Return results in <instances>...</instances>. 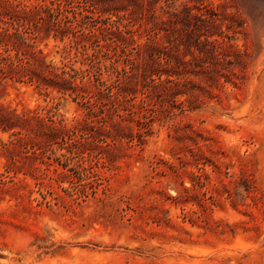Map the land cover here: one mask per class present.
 <instances>
[{"label":"rangeland","instance_id":"rangeland-1","mask_svg":"<svg viewBox=\"0 0 264 264\" xmlns=\"http://www.w3.org/2000/svg\"><path fill=\"white\" fill-rule=\"evenodd\" d=\"M0 264H264V0H0Z\"/></svg>","mask_w":264,"mask_h":264}]
</instances>
